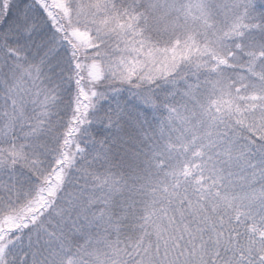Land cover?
I'll list each match as a JSON object with an SVG mask.
<instances>
[{
  "label": "snow or ice",
  "instance_id": "obj_1",
  "mask_svg": "<svg viewBox=\"0 0 264 264\" xmlns=\"http://www.w3.org/2000/svg\"><path fill=\"white\" fill-rule=\"evenodd\" d=\"M0 264H264V0H0Z\"/></svg>",
  "mask_w": 264,
  "mask_h": 264
}]
</instances>
